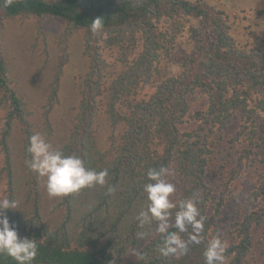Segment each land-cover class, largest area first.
I'll list each match as a JSON object with an SVG mask.
<instances>
[{
    "label": "trees",
    "instance_id": "1",
    "mask_svg": "<svg viewBox=\"0 0 264 264\" xmlns=\"http://www.w3.org/2000/svg\"><path fill=\"white\" fill-rule=\"evenodd\" d=\"M46 17L67 25L44 105L46 137L53 132L49 116L59 103L69 63L68 39L82 31L88 70L69 135L57 149L80 156L88 169H108V186L115 190L84 188L60 198L59 221L45 217L44 178L25 165L30 159L29 137L36 129L27 102L10 85L0 42V108L5 111L1 174L7 181L6 196L18 204L2 215L20 237L37 240L32 264H205L203 251L215 236L220 213L216 206V213L208 215L215 200L209 175L214 134H221L237 117L238 132L232 141L243 142L238 166L248 164L243 159L264 163V50L241 46L232 34L230 18L206 0H0V39L6 19ZM98 17L103 19L106 38L90 31V23ZM173 62L177 75L171 73ZM194 94L206 102L191 112L189 98ZM101 114L111 128L107 150L96 138ZM188 117L195 127L183 130ZM15 122L23 136L20 154L11 147ZM161 166L180 179L178 194L170 199L178 202L198 192L197 207L206 217L203 242L189 241L187 254L179 259L160 256L155 224L140 229L135 220L147 206L142 190L148 182L146 172ZM251 196L261 206L240 222L237 238L227 244L226 264H248L251 228L264 219V178ZM138 231L148 235L139 239ZM181 235L188 240V233ZM0 264L16 262L0 254Z\"/></svg>",
    "mask_w": 264,
    "mask_h": 264
},
{
    "label": "rangeland",
    "instance_id": "2",
    "mask_svg": "<svg viewBox=\"0 0 264 264\" xmlns=\"http://www.w3.org/2000/svg\"><path fill=\"white\" fill-rule=\"evenodd\" d=\"M215 5L229 18L232 34L241 46L247 49L261 48L264 50V0H206ZM38 24L39 27L38 28ZM1 35V49L9 68L10 85L25 99L31 112L30 122L36 133L43 135L53 148H58L62 140L68 137L72 121L77 113L80 101V86L88 70V58L84 55V33L75 31L68 39L69 63L64 70L59 90V103L52 109L49 120L53 132L46 137L44 126V105L53 81L56 65L63 47L64 34L67 25L55 18L6 19ZM108 61L111 58L107 59ZM171 73H179L178 65L170 64ZM205 100L199 94L189 98L191 112L204 107ZM182 127L190 130L195 127L189 117ZM5 123V111L0 108V142ZM238 119L223 130L221 134H214L213 155L209 164V175L214 188V199L209 206L208 215L216 213L218 206L220 213L216 219V235L228 244L234 243L238 236L240 222L246 216L257 212L260 201L252 198L253 189L260 185L264 178V163L246 161L242 167L238 166L243 156V142H233L238 132ZM96 138L99 147L107 150L109 147L110 125L101 114L96 120ZM116 132V137L120 135ZM11 147L21 153L23 136L17 122L13 125ZM4 168V154L0 145V197L6 196L7 181L1 174ZM2 175V176H1ZM176 187L170 198L177 196L180 179L172 170L167 178ZM60 198H50L44 187L43 207L45 217L53 222L61 219L62 213L57 209ZM264 219L260 225L251 228L253 245L248 253V264H264Z\"/></svg>",
    "mask_w": 264,
    "mask_h": 264
},
{
    "label": "clouds",
    "instance_id": "3",
    "mask_svg": "<svg viewBox=\"0 0 264 264\" xmlns=\"http://www.w3.org/2000/svg\"><path fill=\"white\" fill-rule=\"evenodd\" d=\"M89 28L94 35L99 34L106 38L103 19H94ZM26 151L30 155V159L25 160L26 167L44 178V187L50 198L66 197L94 186H107L108 193L115 190L108 186V169L96 171L86 168L80 156L65 155L61 150L53 148L40 133L29 137ZM171 175L172 170L166 166L147 170L148 182L142 189L146 195L147 206L138 212L135 220L140 229L146 226L150 229L155 224V231L160 235V241L156 245L160 256L179 259L187 254L189 241L194 244L203 242L201 233L204 231L206 217L201 215L197 207L198 192L178 202L170 199L176 191L175 185L167 179ZM17 207L16 200L7 196L0 197V254L9 256L16 264H32L38 254L37 240L20 237L8 217L2 215L6 210ZM174 209L175 212L172 211ZM173 228L176 231L170 230ZM182 233H188V240L182 237ZM147 235L146 231L136 233L139 239ZM226 251L227 244L222 238L219 235L213 236L207 241L203 251L205 264H226Z\"/></svg>",
    "mask_w": 264,
    "mask_h": 264
}]
</instances>
